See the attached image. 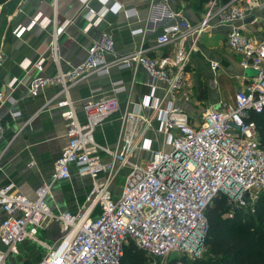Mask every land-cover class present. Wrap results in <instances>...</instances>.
<instances>
[{"label":"built area","instance_id":"obj_1","mask_svg":"<svg viewBox=\"0 0 264 264\" xmlns=\"http://www.w3.org/2000/svg\"><path fill=\"white\" fill-rule=\"evenodd\" d=\"M175 1L163 0L164 4ZM207 4L205 15L197 24H191L180 12L166 6L155 46L172 45V52L152 56L149 48L141 46L118 55L112 34L104 30L88 46L86 57L67 70L60 66L58 39L72 21L55 27L50 56L58 70L53 75L34 77L29 93L35 96L47 86H60L59 93L46 105L56 99V107L66 120L68 140L51 178L36 188L35 198L18 191L13 181L0 186V239L5 246L0 250V264H10V253L27 238L46 247L39 264H122L130 243L154 263L168 264L175 258L182 264V257L203 255L208 225L206 210L217 195L228 196L230 216L236 208L255 204L264 191V148L253 118L254 114L264 112V38L256 41L245 31L243 21L255 10L264 13V0H209ZM95 13L89 8V18ZM125 13L132 16L135 11L125 9ZM213 19L219 24H230L227 46L241 56L244 69L253 68L256 74L236 91L233 101H221L219 107L206 108L201 122L192 123L186 107L174 100L186 85L197 41ZM49 21L37 15L29 27L35 24L46 27ZM262 26L264 29V20ZM27 28H20L16 35L20 36ZM45 60V56L40 57L34 63L35 68L42 71ZM211 64L213 68L217 66L216 62ZM113 66L133 70L143 66L152 77L165 83L162 98L148 95L140 105L157 111L158 132L169 148L151 149L150 141L146 140L142 148L150 154L144 164L130 160L136 146L134 136L140 137L144 131H139V123H145L147 128L154 118H140V113L127 112L123 121L130 123L131 130L120 138L114 150L100 146L95 139L96 128L119 111L117 94L123 89L121 80L113 83L112 94H93L80 105L70 96V89L78 82L91 75L108 74ZM4 99L0 91V101ZM78 108L84 113L83 120ZM11 114L15 117L20 111ZM2 135L0 118V138ZM101 150L108 155L107 159ZM73 165L79 174L91 178L86 201L76 212L54 211L47 198L57 181L71 178ZM125 168L127 173L123 172ZM122 173L124 183L119 196H115L112 182ZM95 208L100 211L93 215ZM51 221L59 222L62 235L48 244L38 239V234Z\"/></svg>","mask_w":264,"mask_h":264},{"label":"crops","instance_id":"obj_2","mask_svg":"<svg viewBox=\"0 0 264 264\" xmlns=\"http://www.w3.org/2000/svg\"><path fill=\"white\" fill-rule=\"evenodd\" d=\"M163 4V0H7L0 5V91L5 97L0 101V118L3 122L0 186L13 181L18 191L31 199L35 198L36 188L51 178L56 160L67 143L66 120L56 107V99L46 105L49 99L59 93L60 86H47L35 96L29 93L34 77L53 75L58 70L50 56V42L55 27H60L66 20L72 21L60 32L58 39L59 62L63 70L81 62L93 39L98 38L104 30L112 34L118 55L144 46L149 48L150 55L155 56L173 50L172 45L155 46L156 36L162 26L160 18L166 6L180 12L191 24H197L204 17L208 5L200 8L197 0H177ZM89 8L96 12L92 19L88 16ZM125 9L134 10L135 14L128 16ZM37 15L50 20L46 27L40 24L29 27L31 19ZM251 16L253 18L250 20L246 21L245 18L243 27L260 42L264 38V13L255 10L248 17ZM22 27L28 28L17 36L16 33ZM229 29L230 24L211 20L191 55L186 85L174 103L186 107L192 123L201 122L206 108L219 107L221 101H233L236 91L243 88L249 77L254 75L251 70L241 66V56L227 46ZM42 56L46 60L43 70L39 71L34 63ZM213 62L217 63L215 68L212 67ZM119 80L120 87H123L117 94L119 111L96 128L95 139L100 146L114 150L120 138L131 130L130 123L123 121L127 112L140 113V118H154L152 125L147 128L145 123H139V131H144L142 136H134L136 146L130 160L144 164L150 154L149 150L142 148L146 140L150 141L151 149L169 148L162 142V134L158 132L160 122L157 111L140 105L148 95L154 99L164 96L165 83L162 80L152 77L143 66L134 70L113 66L108 74L91 75L78 82L70 89V96L75 104L80 105L93 94H112L113 83ZM95 89L97 91L93 92ZM12 111H20V114L14 117ZM78 115L81 120L85 118L80 108ZM100 152L104 158H108L103 150ZM126 171L127 168L123 169L124 173ZM71 172V178L59 180L53 185L47 198L54 211L76 212L86 201L91 178L79 174L75 165L71 167ZM99 211V208H95L93 215ZM40 233L41 240L48 244L55 243L62 235L57 221H51ZM1 249H5V246L0 239ZM37 249L35 253L28 252L18 244L17 250L9 256V262L23 264L26 259L34 260L39 251Z\"/></svg>","mask_w":264,"mask_h":264},{"label":"trees","instance_id":"obj_3","mask_svg":"<svg viewBox=\"0 0 264 264\" xmlns=\"http://www.w3.org/2000/svg\"><path fill=\"white\" fill-rule=\"evenodd\" d=\"M7 0H0V5ZM202 8L209 0H197ZM259 139L264 148V112L253 115ZM228 196L219 194L206 210L208 225L202 256L182 257V264H264V191L255 204L236 208L229 215ZM146 255L130 243L125 248L122 264H148ZM168 264H179L172 259Z\"/></svg>","mask_w":264,"mask_h":264},{"label":"rangeland","instance_id":"obj_4","mask_svg":"<svg viewBox=\"0 0 264 264\" xmlns=\"http://www.w3.org/2000/svg\"><path fill=\"white\" fill-rule=\"evenodd\" d=\"M125 173H127V172H125ZM124 179H125L124 174L123 175L119 174L114 179V181L112 182L113 187H114L113 189H114L115 196H119L120 185H122L124 183ZM40 234L41 233L38 234V239H42V236ZM19 245L22 246V248L25 251L32 252V253H35L38 250L37 248H39L38 253L35 255V259L31 260V261H28V259H26L23 264H39V262L42 260V258L44 257V255L46 253V247L41 242H39L38 240L27 238L24 241H22ZM11 254L12 253H10V255ZM146 262L148 264H158V263H154L149 257H147ZM12 263L13 262L11 261L10 264H12Z\"/></svg>","mask_w":264,"mask_h":264},{"label":"water","instance_id":"obj_5","mask_svg":"<svg viewBox=\"0 0 264 264\" xmlns=\"http://www.w3.org/2000/svg\"><path fill=\"white\" fill-rule=\"evenodd\" d=\"M252 18H253V16L248 17V18H246V21H247V20H250V19H252ZM249 70H251L253 74H256V70H254L253 68H249ZM238 191H239V189L237 190V192H238ZM237 192H235L234 195H236ZM245 195H246V196H249V193L246 192Z\"/></svg>","mask_w":264,"mask_h":264}]
</instances>
